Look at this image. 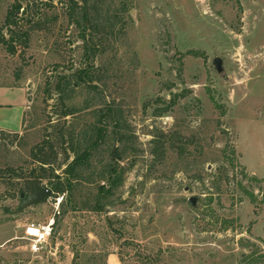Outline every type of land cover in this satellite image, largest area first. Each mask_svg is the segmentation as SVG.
Segmentation results:
<instances>
[{"label":"rangeland","instance_id":"rangeland-1","mask_svg":"<svg viewBox=\"0 0 264 264\" xmlns=\"http://www.w3.org/2000/svg\"><path fill=\"white\" fill-rule=\"evenodd\" d=\"M0 85V264H264V0H0ZM46 141L63 200L17 213Z\"/></svg>","mask_w":264,"mask_h":264},{"label":"crops","instance_id":"crops-1","mask_svg":"<svg viewBox=\"0 0 264 264\" xmlns=\"http://www.w3.org/2000/svg\"><path fill=\"white\" fill-rule=\"evenodd\" d=\"M25 90L18 86L0 85V132L20 134L24 128V115L28 109ZM105 264H123L113 249L105 257Z\"/></svg>","mask_w":264,"mask_h":264},{"label":"trees","instance_id":"trees-1","mask_svg":"<svg viewBox=\"0 0 264 264\" xmlns=\"http://www.w3.org/2000/svg\"><path fill=\"white\" fill-rule=\"evenodd\" d=\"M21 9V7L19 5H16L12 8V11L9 13L8 15V23H12L13 22V17H14V14L19 11ZM84 19H86V15L84 14ZM12 41V39H11ZM12 51V50H10ZM13 53V51H12ZM188 55H191L193 57H198V54L197 53H194V52H188ZM85 72H82V75H84ZM177 98H180L179 95H174L173 96V100H172V104L174 103L175 99ZM168 110V107L163 110L164 112ZM70 114L69 113H66L64 112L63 113V116L66 117V116H69ZM112 117V114H110V118ZM8 135H14L16 136L17 134H8ZM45 147H50V145L48 144V142H44L42 146H38L36 148V150L33 151V161L35 163H37V167L35 169H32L30 172H31V176H35L33 177V182L31 184H28L27 186V189L29 190V194H32V193H35L37 192L39 189H40V185H41V181L42 180H50L53 178V181L56 180V184H52V182H48V185H49V190L52 192V197L54 198L56 196V194H58V190L62 189V184H61V180H62V176H59V175H55L54 174V171L53 169H50V177H47L45 178V174H42V173H45L47 168H45V166H49L50 164L48 163L47 160H44L43 158H39L37 157V155H44L46 153V148ZM35 151H38L37 153H35ZM74 152V151H73ZM79 165V157L77 156L76 158H74L72 160V162L70 164H68L66 166V168L63 170V174L62 175H68V173H71L73 172V170L76 168V166ZM38 173H41V174H38ZM119 179H117L118 181ZM116 181V182H117ZM70 184L68 183V186ZM113 185V184H112ZM109 193V192H107ZM28 194V195H29Z\"/></svg>","mask_w":264,"mask_h":264},{"label":"built area","instance_id":"built-area-1","mask_svg":"<svg viewBox=\"0 0 264 264\" xmlns=\"http://www.w3.org/2000/svg\"><path fill=\"white\" fill-rule=\"evenodd\" d=\"M62 200L63 197L58 195L53 199L56 206H58ZM55 214H57V208H55ZM54 225V216H52L43 224H28L24 226L22 240L26 243L29 252L36 256L44 253L53 236Z\"/></svg>","mask_w":264,"mask_h":264},{"label":"water","instance_id":"water-1","mask_svg":"<svg viewBox=\"0 0 264 264\" xmlns=\"http://www.w3.org/2000/svg\"><path fill=\"white\" fill-rule=\"evenodd\" d=\"M213 66H214L216 72H218V73L221 72V62L219 59L213 60ZM51 195H52V192L48 188H46L45 186H41L37 192L29 194L27 196H25L24 194H20L21 203H20V206L17 210V213H20L26 208L35 206V205L43 202L44 200L50 198ZM189 203L192 206H194L195 200L190 199Z\"/></svg>","mask_w":264,"mask_h":264}]
</instances>
